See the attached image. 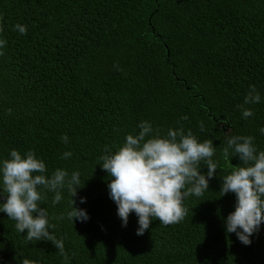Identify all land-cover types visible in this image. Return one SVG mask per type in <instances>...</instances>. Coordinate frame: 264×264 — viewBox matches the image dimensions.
Returning a JSON list of instances; mask_svg holds the SVG:
<instances>
[{
	"label": "trees",
	"instance_id": "obj_1",
	"mask_svg": "<svg viewBox=\"0 0 264 264\" xmlns=\"http://www.w3.org/2000/svg\"><path fill=\"white\" fill-rule=\"evenodd\" d=\"M0 39V162L13 149L34 150L48 176L78 171L84 186L73 199L89 216L68 220L67 189L53 205L54 193L40 188L49 231L63 238L69 260L51 241L27 242V230L0 211V264H264V222L250 245L241 243L225 226L236 195L220 192L240 164L231 149L222 155L229 136H253L264 150V0H0ZM251 85L261 99L245 105L253 115L244 119L237 105ZM142 121L162 135L182 127L212 140L217 170L203 196L185 198L184 220L153 218L137 235L134 212L122 226L99 158Z\"/></svg>",
	"mask_w": 264,
	"mask_h": 264
},
{
	"label": "clouds",
	"instance_id": "obj_2",
	"mask_svg": "<svg viewBox=\"0 0 264 264\" xmlns=\"http://www.w3.org/2000/svg\"><path fill=\"white\" fill-rule=\"evenodd\" d=\"M14 28L20 34H26L27 28L17 23ZM7 44L0 39V49ZM4 52L0 50V56ZM260 94L255 85L249 87L243 103L237 105L242 117L247 119L253 115V110L245 105L260 102ZM182 119L187 120L184 116ZM203 123L200 128L203 130ZM139 133L127 134L125 142L117 145L113 151L105 146L104 155L99 163L108 173L110 198L117 205V215L122 226H127L130 213L138 217L137 235H143L149 229L153 218L164 225L180 223L187 215L184 207L186 197L203 196L209 188V180L217 170V164L212 157L215 148L212 140L199 142L191 130L185 133L179 129H168L162 135L159 129H154L150 122L139 123ZM264 134V127L259 129ZM61 140L67 144L68 137ZM223 148L222 155L229 159V150L233 156H238L240 164L233 166L230 174L222 177L220 192L222 196L232 192L236 195L235 211L230 213L225 221L226 232L235 233L244 245H250V237L259 230L264 222V150L258 151L253 136H229ZM10 158L0 162V193L6 195V202L0 204V211L15 221L14 227L19 233H25L27 242L51 241L58 249V254L67 262L69 256L65 251L63 238L58 239L49 231L48 211L40 207V202L46 199L40 188L54 193L52 204L62 200V190L67 189L70 199V210L66 217L74 222H86L87 212L75 207L76 197L81 185L80 173L57 168L50 176L46 175V164L38 159L34 150L23 155L18 150H11ZM70 151H65L61 159H69ZM207 166V173L202 174L200 163ZM86 198L81 197L80 203ZM60 219H64L62 214ZM55 228V225H51ZM21 264H35L27 258Z\"/></svg>",
	"mask_w": 264,
	"mask_h": 264
}]
</instances>
